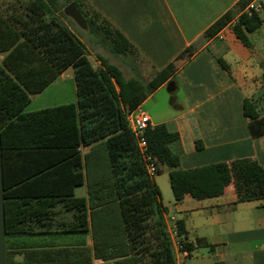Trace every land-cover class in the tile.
I'll return each mask as SVG.
<instances>
[{"label": "trees", "instance_id": "16d2710c", "mask_svg": "<svg viewBox=\"0 0 264 264\" xmlns=\"http://www.w3.org/2000/svg\"><path fill=\"white\" fill-rule=\"evenodd\" d=\"M72 1L86 18L90 32L98 34L114 55H137L126 36L87 0H13L8 8L9 44L0 47V52L7 51L0 63V161L7 264H26L17 262L15 255L32 244L19 241L20 237L51 229L54 209L60 203L75 216L64 229L88 232L92 207L85 196L75 194L85 178L80 147L101 139L106 143L129 252L137 256V264H176L165 221L168 209L161 201L155 175L146 169L128 120L131 111L175 77L176 63H169L150 79L140 73L126 78L119 66L101 54H97L100 64L95 66L86 43L65 20H72L64 13ZM250 1L241 0L239 4L243 8ZM232 18V11L226 12L206 30V35L215 36ZM261 24L260 13L244 12L232 29L251 48L250 34ZM191 50L185 49L180 56L191 55ZM218 61L229 69L222 58ZM69 68L74 70L76 81L75 102L23 111L31 95L43 91ZM244 113L250 120L252 135H263L264 117L255 99H245ZM146 137L156 157V175L164 167L169 168L176 202L186 196L198 200L219 197L234 183L236 202L259 200L264 208V168L255 158L184 169L178 132L159 123L147 128ZM178 224L180 233L186 235L184 222L179 220ZM186 246L192 249V244Z\"/></svg>", "mask_w": 264, "mask_h": 264}, {"label": "crops", "instance_id": "0c3cea01", "mask_svg": "<svg viewBox=\"0 0 264 264\" xmlns=\"http://www.w3.org/2000/svg\"><path fill=\"white\" fill-rule=\"evenodd\" d=\"M87 1L135 46L137 59L142 65L136 73L150 79L156 71L171 62L176 63L177 71L172 80L176 83L173 92L177 96L168 104L155 102L162 109L154 115L142 109L148 99L167 87L169 81H166L136 110L147 113L153 126L165 123L170 131L179 133L182 168L243 157L255 158L264 168V134L252 135L250 120L244 113L245 99L252 98L260 116L264 117V11L258 12L262 24L250 34L252 47L248 48L232 29L246 10L247 4L243 8L240 6L241 0ZM13 3V0H0V47L9 44L7 10ZM228 11L233 13L230 23L215 36L208 37L206 30ZM187 48L192 49L191 55L180 56ZM6 55L7 51L0 52V63ZM219 58L228 64L229 69L220 64ZM68 70L43 91L31 95L23 111L39 110L31 109V105L35 99H43L39 97L45 93L55 102L53 106L75 102L74 70L70 73ZM133 72L126 78L136 76ZM90 147H80L85 178L84 183L75 189L76 196H85L92 207L88 232L64 229L75 216L60 203L54 209L52 228L21 236L19 241L30 242L32 247L19 250L17 255L30 251L35 256L33 264H137V256L128 250L120 218L101 214L96 209L101 201L92 204L89 199L87 155ZM164 169L169 173L168 167ZM161 176L158 174L155 182L161 191V201L168 209L165 214L174 215L178 222L182 220L185 224L186 235H180L190 252L188 264H264V208L261 201L236 202V186L231 183L219 197L198 200L186 196L176 202L169 197L163 180L161 185ZM80 189L85 195L77 193ZM186 243L192 244V249ZM194 252H198L197 256ZM0 264H7L1 161Z\"/></svg>", "mask_w": 264, "mask_h": 264}, {"label": "rangeland", "instance_id": "374dc122", "mask_svg": "<svg viewBox=\"0 0 264 264\" xmlns=\"http://www.w3.org/2000/svg\"><path fill=\"white\" fill-rule=\"evenodd\" d=\"M65 20L71 26L73 31L86 43L88 47L89 58L95 66H98L100 64L97 54H101L104 57H106L111 63L119 66L124 72L125 77L128 75H133L134 74L133 71H135L136 73L140 68H142V65L138 61L136 55L134 54H131L129 56L114 55L110 51L108 44L104 42L101 38H99L98 34L90 32L89 27L87 29H83L79 25H77L73 20H69V19H65ZM72 71H73L72 68L68 70L69 73ZM73 94L74 95L76 94L75 91L73 92ZM175 96H177L176 92H168L167 88H165L160 93H157L154 98L148 99L143 104L142 109L154 115L156 112H161L162 109L160 107V104L155 105V102L160 103V101H165L168 104L171 98H174ZM39 98H43V99H38V98L35 99V101H33L34 103H32L31 105V109H38V108L41 109V107H47V106L50 107V105L53 106L55 103L53 99L49 100V95L46 93L41 94ZM87 164L89 170L90 188L92 189V191L91 189L89 190L90 201H92V204H95L96 201H101V204L98 205L96 209H98L101 214L108 215L111 218L113 217L120 218V222H121L120 228H122L123 224L119 212L117 197L114 191L112 172L110 168L105 139H101L95 142L93 145H91L89 149V153L87 155ZM161 175H162L161 185L163 184L162 183L163 180V182L167 186L169 197L172 198V200H174V196L170 187L169 173L163 171ZM157 177L158 175L154 176L155 179ZM95 188L96 191H93V189ZM83 189H80L79 191H77V193L79 195L82 194L85 195ZM114 225H116V220L114 222ZM27 253L28 255L25 256ZM197 254L198 252H194L195 256H197ZM34 257L30 251L24 252V254L21 255H15V259L17 260V262H26V264H33L32 259ZM26 258L29 260H26ZM89 264H92V262H90Z\"/></svg>", "mask_w": 264, "mask_h": 264}, {"label": "built area", "instance_id": "2783aa9c", "mask_svg": "<svg viewBox=\"0 0 264 264\" xmlns=\"http://www.w3.org/2000/svg\"><path fill=\"white\" fill-rule=\"evenodd\" d=\"M260 11H264V0H251L245 10L249 14ZM128 120L135 135L138 149L145 162L146 169L150 175H155L157 171L156 157L150 152L146 137L147 128L153 126L150 116L143 111L134 110L128 114ZM165 221L172 240L176 264H188L190 252L183 243L178 220L174 215L165 214Z\"/></svg>", "mask_w": 264, "mask_h": 264}, {"label": "water", "instance_id": "95a60500", "mask_svg": "<svg viewBox=\"0 0 264 264\" xmlns=\"http://www.w3.org/2000/svg\"><path fill=\"white\" fill-rule=\"evenodd\" d=\"M64 13L70 17L77 25L83 29L88 28V23L82 12L78 9L74 1L70 2L65 8ZM167 91L173 92L176 89V83L174 80H170L167 84Z\"/></svg>", "mask_w": 264, "mask_h": 264}]
</instances>
